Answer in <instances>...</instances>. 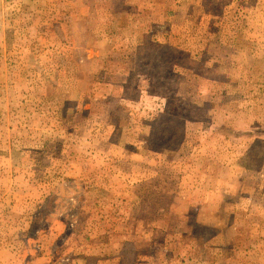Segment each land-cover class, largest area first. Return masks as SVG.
<instances>
[{
	"label": "rangeland",
	"instance_id": "374dc122",
	"mask_svg": "<svg viewBox=\"0 0 264 264\" xmlns=\"http://www.w3.org/2000/svg\"><path fill=\"white\" fill-rule=\"evenodd\" d=\"M262 179L264 0H0V264H264Z\"/></svg>",
	"mask_w": 264,
	"mask_h": 264
},
{
	"label": "crops",
	"instance_id": "0c3cea01",
	"mask_svg": "<svg viewBox=\"0 0 264 264\" xmlns=\"http://www.w3.org/2000/svg\"><path fill=\"white\" fill-rule=\"evenodd\" d=\"M261 171H262V169H260V170H256V172L257 173H261ZM246 172H250V170L249 169H246ZM261 188V189H260ZM252 191H254L255 192V194L257 195H262V196H264V179H262V181L260 182V185L257 187V188H255L254 190H252ZM262 193V194H261ZM244 194H246V193H243V195ZM249 194H251V193H249ZM249 194H246V196H250ZM259 197V196H258ZM117 259H118V257H117ZM117 259L115 260V263H119V262H117ZM103 261V260H102Z\"/></svg>",
	"mask_w": 264,
	"mask_h": 264
}]
</instances>
